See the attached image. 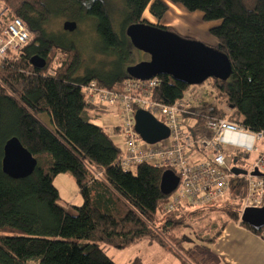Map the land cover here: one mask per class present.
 Listing matches in <instances>:
<instances>
[{
    "label": "trees",
    "instance_id": "trees-1",
    "mask_svg": "<svg viewBox=\"0 0 264 264\" xmlns=\"http://www.w3.org/2000/svg\"><path fill=\"white\" fill-rule=\"evenodd\" d=\"M64 1L75 17L91 19L93 33L85 54L78 36L69 38L66 30L45 31L53 0H0L6 6L0 20L19 17L29 31L21 49L0 57V264H116L106 245L122 248L144 238L172 250L180 264H220L211 245L228 220L260 233L239 220L244 178L232 177L228 193L220 200L165 211L167 194L159 187L164 168L149 163L128 171L121 168L122 150L94 122L109 109L88 102L84 87L94 81L120 92L128 77L125 68L133 64V46L125 28L150 22L142 16L147 10L157 21L151 23L173 30L159 20L171 3L178 4L201 12L204 21H216L208 28L216 39L213 47L231 63L225 80L208 78L230 114L214 104L186 103L183 116L190 119L188 132L193 137L210 136L207 118L226 114L248 132L264 134V0H255L252 8L243 0H121L124 11L118 32L102 0ZM54 50L64 52L66 59L50 72L47 61ZM34 54L45 60L44 67L29 62ZM158 78L152 99L160 103L172 104L190 89L168 74ZM12 136L37 161L33 171L20 178L9 176L1 166L3 145ZM230 154H226L228 163L235 158L238 165L244 163L242 151ZM60 173L74 179L82 197L80 205L71 206L74 212L59 203L53 179ZM213 209L224 217H217L204 228V235L185 247L181 229L186 216ZM126 264L150 263L136 255Z\"/></svg>",
    "mask_w": 264,
    "mask_h": 264
},
{
    "label": "built area",
    "instance_id": "built-area-1",
    "mask_svg": "<svg viewBox=\"0 0 264 264\" xmlns=\"http://www.w3.org/2000/svg\"><path fill=\"white\" fill-rule=\"evenodd\" d=\"M6 6L0 4V18ZM29 38V31L19 17L13 16L6 22L0 20V57L18 51ZM159 84L158 76L148 79L127 77L120 92L108 90L88 82L84 87L88 102L105 109L114 108L121 117L116 126L124 144L118 163L123 170H131L140 163L171 169L178 176V184L167 194L165 211L180 205L199 207L223 198L230 189L231 179L242 176L246 183V193L242 200L239 215L245 207H260L264 202V146L257 152L254 160L246 166L245 175H234L233 165L226 161L225 147L236 151L255 150V141L263 132H248L227 118L209 117L206 127L210 136L193 137L187 130L190 119L183 98L172 104L160 103L152 99V93ZM137 109L150 112L169 129L167 138L148 144L134 129V113ZM115 129V127H114ZM231 135V136H229ZM256 170L263 176L250 174ZM264 239V226L260 229Z\"/></svg>",
    "mask_w": 264,
    "mask_h": 264
},
{
    "label": "rangeland",
    "instance_id": "rangeland-1",
    "mask_svg": "<svg viewBox=\"0 0 264 264\" xmlns=\"http://www.w3.org/2000/svg\"><path fill=\"white\" fill-rule=\"evenodd\" d=\"M107 10L111 26L115 32L120 30L121 19L123 16V5L121 0H102ZM255 0H243L248 8H252ZM51 14L49 19L44 23V29L48 33L64 32L62 24L65 20L75 21L77 26L73 31H65L69 38L78 36L82 52L87 53V45L89 44V35L93 33V26L90 18L78 19L73 14L72 8L64 0H53L50 2ZM148 21L156 23V19L152 18L148 11L145 10L142 14ZM160 24H169L170 27L182 36H187L191 39L201 41L207 45L213 46L216 43L215 37L209 33L208 28L217 24L216 21H204L199 11H188L178 4L171 3L168 11L159 20ZM132 63H136L143 59H148V55L133 47L131 49ZM66 59V54L59 50H54L53 55L47 61V66L52 68L59 65L61 61ZM183 101L189 105H204L214 104L218 108H224L228 114L230 111L225 106L224 101L219 100L216 96L213 82L206 79L204 82L196 85H190V89L183 94ZM227 115L225 114L224 117ZM228 119V118H227ZM95 123L101 125L106 131H111L112 127L121 123V117L114 108L108 111H103L101 115L94 120ZM110 136L114 143L124 150V144L121 141L120 134L111 133ZM264 145V135L255 141V146L261 148ZM236 152L231 146L225 147V153L228 157L230 153ZM246 158L244 163L241 161V166H246L251 163L256 155V151L252 150L245 153ZM58 195L59 203L67 208L69 212H74L71 206H78L82 203V197L78 192V188L74 179L66 174L60 173L53 179ZM191 213L192 210H187ZM193 212V211H192ZM224 215L219 209L209 210L204 213L195 212L191 216L187 215L184 220V226L181 231L184 233L186 240L183 245L185 247L197 241L200 235H204V228L216 220L217 217ZM107 255L116 264H126L129 259L136 255L142 257L150 264H180L173 251L163 249L154 242H150L147 238L132 242L122 248H117L111 245L105 246ZM222 260V259H221ZM220 264H223L221 262Z\"/></svg>",
    "mask_w": 264,
    "mask_h": 264
},
{
    "label": "water",
    "instance_id": "water-1",
    "mask_svg": "<svg viewBox=\"0 0 264 264\" xmlns=\"http://www.w3.org/2000/svg\"><path fill=\"white\" fill-rule=\"evenodd\" d=\"M75 21L65 20L62 28L73 31ZM125 34L133 47L145 52L148 59L126 66L128 77L148 79L161 74H168L173 79L187 85H196L208 78L225 80L231 73L228 56L213 46L180 35L151 22L131 23L125 28ZM29 62L38 68L45 65V60L37 54L30 56ZM134 129L141 139L153 144L169 135L168 127L157 120L150 112L137 109L134 113ZM36 158L21 144L17 137L8 138L3 145L1 160L2 170L13 178L29 175ZM233 159L230 171L234 175H245V168L239 167ZM250 174L263 176L253 170ZM178 184V176L171 169H164L160 178V191L169 194ZM239 220L259 231L264 226V202L260 207H245Z\"/></svg>",
    "mask_w": 264,
    "mask_h": 264
},
{
    "label": "crops",
    "instance_id": "crops-1",
    "mask_svg": "<svg viewBox=\"0 0 264 264\" xmlns=\"http://www.w3.org/2000/svg\"><path fill=\"white\" fill-rule=\"evenodd\" d=\"M163 25L170 26L167 23ZM116 131L112 127L111 131L106 132L110 136V132L116 133ZM262 147L257 148L256 155ZM211 251L216 257L222 259L223 263L264 264V239L242 226L240 222L233 220H228L224 224L220 234L211 245Z\"/></svg>",
    "mask_w": 264,
    "mask_h": 264
},
{
    "label": "flooded vegetation",
    "instance_id": "flooded-vegetation-1",
    "mask_svg": "<svg viewBox=\"0 0 264 264\" xmlns=\"http://www.w3.org/2000/svg\"><path fill=\"white\" fill-rule=\"evenodd\" d=\"M235 160H236V163H238L239 164V162L237 161V159L235 158Z\"/></svg>",
    "mask_w": 264,
    "mask_h": 264
},
{
    "label": "bare ground",
    "instance_id": "bare-ground-1",
    "mask_svg": "<svg viewBox=\"0 0 264 264\" xmlns=\"http://www.w3.org/2000/svg\"><path fill=\"white\" fill-rule=\"evenodd\" d=\"M229 136H231V135H229Z\"/></svg>",
    "mask_w": 264,
    "mask_h": 264
}]
</instances>
